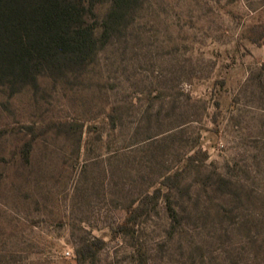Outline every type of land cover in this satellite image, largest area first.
<instances>
[{"label":"rangeland","instance_id":"1","mask_svg":"<svg viewBox=\"0 0 264 264\" xmlns=\"http://www.w3.org/2000/svg\"><path fill=\"white\" fill-rule=\"evenodd\" d=\"M70 70L0 87V264H264V0H138Z\"/></svg>","mask_w":264,"mask_h":264},{"label":"trees","instance_id":"2","mask_svg":"<svg viewBox=\"0 0 264 264\" xmlns=\"http://www.w3.org/2000/svg\"><path fill=\"white\" fill-rule=\"evenodd\" d=\"M138 0H0V87L10 93L25 87H37L40 76L57 77L70 69L90 63ZM108 4L100 20L94 19L96 7ZM93 17V18H92ZM93 19V20H92ZM170 177L160 186L173 189ZM157 189V197L159 194ZM146 194L135 206L130 205L123 223L111 230L127 233L147 209ZM169 213L175 208L170 205ZM97 243V244H96ZM93 244L100 247L101 240ZM91 243H83L76 255L85 258ZM83 254V255H82Z\"/></svg>","mask_w":264,"mask_h":264}]
</instances>
